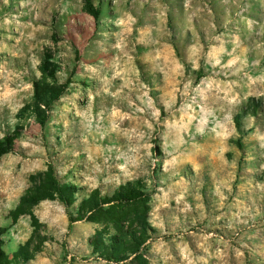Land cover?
Wrapping results in <instances>:
<instances>
[{
	"label": "rangeland",
	"instance_id": "obj_1",
	"mask_svg": "<svg viewBox=\"0 0 264 264\" xmlns=\"http://www.w3.org/2000/svg\"><path fill=\"white\" fill-rule=\"evenodd\" d=\"M91 2L97 19L85 0H0V143L19 133L0 157L4 264H112L91 240L115 231L70 218L137 182L156 234L122 264H264V0ZM48 55L67 90L42 127L22 111ZM50 165L75 203L14 220Z\"/></svg>",
	"mask_w": 264,
	"mask_h": 264
},
{
	"label": "trees",
	"instance_id": "obj_2",
	"mask_svg": "<svg viewBox=\"0 0 264 264\" xmlns=\"http://www.w3.org/2000/svg\"><path fill=\"white\" fill-rule=\"evenodd\" d=\"M85 11L95 19L100 16V10L95 8L91 0H85ZM40 72L41 78L33 82V100L22 112L34 116L44 127L53 107L65 95L67 86L58 82L59 70L51 55L43 60ZM254 108L258 109V106ZM236 124L239 125V120ZM18 137L19 133L6 137L0 143V157L14 150ZM30 183L31 187L22 197L18 208L10 214L14 220L45 201L57 200L69 208L75 203L79 192L75 186L61 184L51 165L46 172L32 176ZM152 197L153 194L140 182L122 186L109 196H102L100 191L95 190L82 202L77 217L70 218V222L87 221L103 225L106 229L111 227L115 231L112 236L102 231L93 237L91 247L97 258L112 264H122L131 259L141 263L145 261L149 245L156 234L148 215ZM6 258L0 249V264H4Z\"/></svg>",
	"mask_w": 264,
	"mask_h": 264
}]
</instances>
